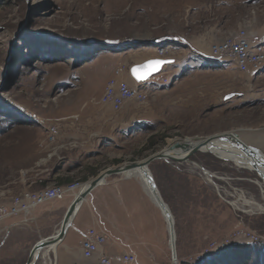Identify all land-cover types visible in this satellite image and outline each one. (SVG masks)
<instances>
[{
    "label": "rangeland",
    "instance_id": "rangeland-1",
    "mask_svg": "<svg viewBox=\"0 0 264 264\" xmlns=\"http://www.w3.org/2000/svg\"><path fill=\"white\" fill-rule=\"evenodd\" d=\"M248 19L258 31L264 24V0H0V184L17 178L21 159L36 148L35 141L26 138L55 125L46 119L70 115L76 109L71 107L73 102L85 95L99 96L113 68L121 67V74L131 69L132 64L124 62L129 54L124 52L135 49V39L174 37L217 24L229 32ZM198 61L212 67L218 63ZM262 72L240 73L219 66L181 79L178 87L168 88L167 96L158 99L163 105L151 124L142 125L147 126L142 130L135 127V136L132 133L102 148L101 166L113 164L115 158L120 163L143 160L176 138L220 133H233L264 155ZM160 73L155 75V89L164 91L162 81L173 77ZM148 86L150 96L153 86ZM154 136L155 144L144 150ZM208 153L196 152L188 160L181 157L187 160L177 161L181 163L156 160L149 166L174 217L176 259L161 209L137 177L122 173L130 182L119 194L123 199L130 196L132 202L125 200L117 214L131 234L124 238L133 244L129 249L136 256L133 264H198L207 259L212 263L214 255L236 243H255L261 252L264 211L239 197L264 204L262 177ZM43 206L48 203L34 210ZM15 218L21 216L5 222ZM78 232L79 242L84 234ZM244 232L253 233L257 240L240 237ZM6 233L7 228L0 226V264H23L33 247L23 240L34 232L15 228L3 241ZM259 256L255 254L254 260ZM39 257L35 264L42 262ZM235 259L231 252L218 262L232 264Z\"/></svg>",
    "mask_w": 264,
    "mask_h": 264
},
{
    "label": "crops",
    "instance_id": "crops-1",
    "mask_svg": "<svg viewBox=\"0 0 264 264\" xmlns=\"http://www.w3.org/2000/svg\"><path fill=\"white\" fill-rule=\"evenodd\" d=\"M218 26V24L210 27L205 26L191 33L183 32L174 37L135 39V44L138 43L135 45V49L124 52V54H129L124 62L127 65L132 64L130 67L150 59L160 58L156 53L159 47L170 49L169 54L165 56L169 62L164 66L165 70H161L159 74V76L166 75L168 72L172 74H170V77H173L172 80L165 77L168 81L166 83L162 81L161 85L165 90L155 89V76L145 82H136L129 68L121 74L119 79L145 91V87L148 85L151 88L153 86V92L147 100H127L117 111L110 105H104L98 101L103 88L99 96L88 97L85 95L86 97L82 100L73 102L71 107L76 109L75 111L71 110L70 115L46 119L48 124L57 125L55 140L48 141L47 132L26 138L27 141H35V144L32 143V145H36V148H32L33 153L26 154V156L29 155L28 157L21 159L22 164L18 177L9 181L7 179L3 184H0V204L9 203L12 196L27 191L37 192L52 185L65 186L76 181L86 183L106 167L120 164L121 160L115 158L113 164L101 166L99 156L105 145H111L132 133L131 137H133L135 136V127L142 130L147 127L142 125L151 124L159 115L157 108L163 105L158 102V99L167 96L168 88L175 89L181 79L205 71L219 70V66L226 68L219 62L212 67L198 61V59L215 61L210 57L211 44L236 34L241 28L247 29L255 37L254 40L264 42V24L259 27L258 31L253 30L251 19L229 32ZM113 69L111 70L112 74ZM165 78L163 77V79ZM78 109L81 112L76 114ZM29 144L31 145V143ZM128 182L130 181L125 175L114 174L108 176L102 185L91 191L81 204L65 237L56 247L54 258L52 257L56 264H101L99 258L102 255L110 257L112 264H123L122 255L133 253V250H129L133 244H129L124 238L131 234L125 230L124 223L117 214L121 208H124L125 200L129 203L132 202L130 196L126 195L123 199L119 194L124 187H129L125 185ZM75 195L70 194L65 200L48 202V206L42 208L34 210V207L28 215H19L20 219L4 221L0 226L7 228V233L14 231L15 228L27 231L30 229L34 232L33 237L23 241H31V246H33L40 239L49 237L59 229L66 209ZM39 226H42L43 229ZM87 226L89 228L84 229ZM90 228L105 232L109 239L100 247L94 257L88 259L84 257L80 243ZM78 231L84 234L79 242L76 240ZM7 233L2 237L3 241L7 239ZM19 236L21 238L25 235L20 234ZM44 251L39 257L42 261L40 264H51V261L46 260V256H43Z\"/></svg>",
    "mask_w": 264,
    "mask_h": 264
},
{
    "label": "built area",
    "instance_id": "built-area-1",
    "mask_svg": "<svg viewBox=\"0 0 264 264\" xmlns=\"http://www.w3.org/2000/svg\"><path fill=\"white\" fill-rule=\"evenodd\" d=\"M254 36L247 29L241 28L234 35L215 42L210 47L211 59L225 66L234 67L240 73L256 74L264 71V42L254 40ZM158 57H165L169 54L168 47L157 48ZM121 67L114 69L113 75L109 78L98 101L104 105H110L114 110H120L123 104L130 99L145 101L148 93L138 87H133L124 80H120ZM57 132L56 125H50L47 129L49 141H54ZM84 183L76 181L71 184L60 186L52 185L37 192L27 191L11 197L9 203L0 204V224L10 217L28 215L38 205L55 200H62L70 194H76ZM240 237L248 238L250 241L257 240L253 233L244 232ZM105 232L90 228L80 245L85 258H92L108 241ZM101 264H112L107 255L99 258ZM124 263L133 264L136 256L133 253L122 255Z\"/></svg>",
    "mask_w": 264,
    "mask_h": 264
},
{
    "label": "water",
    "instance_id": "water-1",
    "mask_svg": "<svg viewBox=\"0 0 264 264\" xmlns=\"http://www.w3.org/2000/svg\"><path fill=\"white\" fill-rule=\"evenodd\" d=\"M152 61H166V63H163L162 65H160L157 68L154 66H149L150 62H152ZM168 62L169 61L167 59H160V58L150 59V60H147L146 62H143L141 64L133 65L130 69V72H131L133 79L136 82H139V83L145 82L146 80H148L152 76L156 75L157 73H160L162 70V67L164 65H167ZM134 70H139L140 74L143 75L144 78L138 79ZM222 134L223 133L215 134V135H211V136H207V137L196 136V137H186L184 139L176 138V139L172 140L168 145H166L164 149L146 157L143 160L124 162V163H120V164H117L115 166H110V167L104 169L97 176L93 177L92 179H90L86 183H84V186L81 188V190H79L76 193L74 199L72 200V202L67 207L66 212L63 216V219L60 223L59 229L54 234L50 235L49 237L42 238L39 241H37L33 245V247L31 248L29 256L23 264H35L38 257H39V254H36L37 252H42L45 249H48L50 251L51 249L54 248V246L57 247V245L63 240L67 231L71 227L72 222H73L81 204L83 203V201L86 199V197L91 193V191L93 189H95L99 185H102L108 176L114 175V174H122V173L126 174V176H131V175H133L131 172L137 168H142L144 170L145 169L150 170V168H149L150 164L156 160H165V161L169 162L167 160V158L170 156H173L171 154H175V156H178L181 153L187 154V160H188V157L190 155L196 153V152L201 151V152L208 153V152L204 151L203 148L204 147H211V146L213 147V144L215 143L217 136L222 135ZM193 139H199V140H198V142H195V140H194V142H192ZM246 148H249L250 150L254 151L255 153H259V150L255 146H248V147H245V149ZM208 154H211V153H208ZM211 155L216 157L217 159H220L213 154H211ZM263 157H264V155H263ZM174 158H176V157H174ZM187 160H185V161H187ZM173 163H181V162L175 161ZM148 176L151 178L153 185L157 189V185L155 184L154 179L150 175H148ZM159 199L161 201V204H160L161 209L164 212H167L168 218H171L172 222H174L171 210L169 209V206L164 201L161 194L159 196ZM170 230H171V228H170ZM171 233H172V237H173V244H172V237H171L170 248L172 251L173 258L176 259L177 258L176 231L174 229V226L172 227V230L170 231V234Z\"/></svg>",
    "mask_w": 264,
    "mask_h": 264
},
{
    "label": "bare ground",
    "instance_id": "bare-ground-1",
    "mask_svg": "<svg viewBox=\"0 0 264 264\" xmlns=\"http://www.w3.org/2000/svg\"><path fill=\"white\" fill-rule=\"evenodd\" d=\"M165 58L166 57H160V59H165ZM169 58H172V57H169ZM198 140L199 139H196L195 142H198ZM192 142H194V140ZM248 146H250V145H247L245 142H243L240 139V137H238L237 135H235L233 133H223L222 135L217 136V139L215 140L213 147L212 146L211 147H204L203 150L206 152H212L214 155H216L217 157H219L221 159L230 160L235 165H237L239 168H247L249 170L256 171L259 174V176L262 177V179H263V182L261 183L262 184L261 187L263 188L262 190L264 193V157H263V154H261L260 151H259V153H255L254 151L250 150L249 148L245 149V147H248ZM171 155H173V156L168 157L167 160L182 161L181 157L187 159V154L181 153L178 156H175V154H171ZM174 157H176V158H174ZM177 157H180V158H177ZM131 173L133 174L134 177H137L141 181L146 194L149 196V198H151V200L155 203V205H157V207H159V209H161V207H160L161 201L159 199L161 192L159 191L158 186L156 189V187L153 185V183L151 181V178L148 176V175H150L154 179L151 171L149 169L144 170L142 168H137V169L133 170ZM206 174H208L209 177L211 175L208 172H206ZM154 182L156 184L155 179H154ZM161 196H162V194H161ZM239 198H241L245 204L250 205L251 207H253L255 204L257 206L256 208H259V210L264 211V204H257L256 202H253V201L246 199L242 195H240ZM161 211H162L164 217L166 216L165 219H166L168 231L170 234V231L172 230L173 226L175 229V221L173 220L174 222H172L171 218H168L167 212H164L162 209H161ZM173 219H174V217H173ZM170 228H171V230H170ZM171 237H172V233L169 235L170 246H171V243H170ZM172 244H173V237H172ZM51 251H53L55 253L56 252V246H54V248L51 249L50 251L48 249H45V251L43 252L45 254L43 256H46L45 259L51 261V264H56L55 262L53 263V260L50 256ZM36 254H39V256H40L41 252H37Z\"/></svg>",
    "mask_w": 264,
    "mask_h": 264
},
{
    "label": "trees",
    "instance_id": "trees-1",
    "mask_svg": "<svg viewBox=\"0 0 264 264\" xmlns=\"http://www.w3.org/2000/svg\"><path fill=\"white\" fill-rule=\"evenodd\" d=\"M42 49L43 47L40 48V50ZM154 144H155V136L150 137L147 144H145L143 148L144 150H147L150 147H152V145ZM257 246L258 245H256L255 243H246V244L236 243L234 246L230 247V249L220 251L219 253L214 255L213 257L214 260L212 261V263H207V261L209 262V259H207L205 261L198 262V264H216V262L217 264H223V263L218 262V259H220L223 255L231 253V252L236 255V259L235 261H233V263L235 264H264V247L260 249L261 250L260 252L259 250H257L258 248ZM258 253L260 256L256 260H254L255 254H258ZM225 264H229V263H227L226 261Z\"/></svg>",
    "mask_w": 264,
    "mask_h": 264
},
{
    "label": "snow or ice",
    "instance_id": "snow-or-ice-1",
    "mask_svg": "<svg viewBox=\"0 0 264 264\" xmlns=\"http://www.w3.org/2000/svg\"><path fill=\"white\" fill-rule=\"evenodd\" d=\"M163 63H166V61H152L150 62L149 66H154L158 68ZM134 72L136 73L138 79L144 78L143 75L140 74L139 70H134Z\"/></svg>",
    "mask_w": 264,
    "mask_h": 264
}]
</instances>
